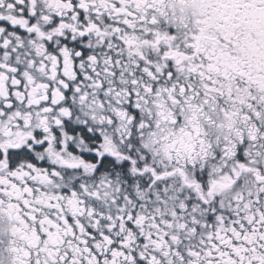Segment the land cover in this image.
<instances>
[{
    "label": "snow or ice",
    "instance_id": "obj_1",
    "mask_svg": "<svg viewBox=\"0 0 264 264\" xmlns=\"http://www.w3.org/2000/svg\"><path fill=\"white\" fill-rule=\"evenodd\" d=\"M0 264H264V0H0Z\"/></svg>",
    "mask_w": 264,
    "mask_h": 264
}]
</instances>
